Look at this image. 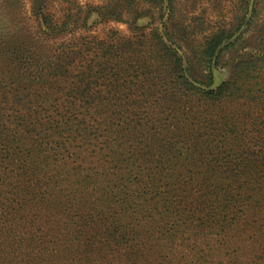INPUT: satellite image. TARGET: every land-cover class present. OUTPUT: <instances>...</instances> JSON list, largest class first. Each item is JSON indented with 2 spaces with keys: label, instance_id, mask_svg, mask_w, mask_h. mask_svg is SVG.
<instances>
[{
  "label": "rangeland",
  "instance_id": "obj_1",
  "mask_svg": "<svg viewBox=\"0 0 264 264\" xmlns=\"http://www.w3.org/2000/svg\"><path fill=\"white\" fill-rule=\"evenodd\" d=\"M38 1L0 0V77H25L32 68L18 61L48 53L53 57L66 45L74 48L83 40L89 43L88 58L97 46L92 41L101 40L116 49L107 58H122L124 63L130 59V68L142 59L152 71L165 73L160 52L148 46L149 41L158 44L155 33L181 58L186 79L198 89L212 85L214 71L228 81L240 60L253 58L258 68L250 77L237 80L243 91L240 99L205 103L194 95H180L171 107L153 108L151 114L157 113L161 127H152L149 133L143 128L114 148L123 162L116 158L115 170L110 165L104 169L99 188L80 192L83 197L94 193L100 200L97 209L106 217L101 232L120 227L114 241L100 244L103 252L96 249L101 255L94 259L96 264H264V0H247L238 29L223 40L226 44L213 65L210 62L209 85L204 84L206 67L198 54L203 36L218 27H231L243 13L241 0H162L159 4L154 0H41V12L56 24L52 31L35 13ZM173 31L186 36L181 47L169 39ZM137 34L147 40L141 39L146 46L135 54L130 39ZM10 88L0 85L1 91ZM104 91L99 93L103 100L108 96ZM93 97L87 100L86 118L96 104L97 96ZM94 127L88 130L85 146L96 141L105 149V133ZM97 154L104 155L105 161L114 158L107 150ZM86 156L92 163L98 161L99 168V159ZM221 173L239 176L238 183L230 185L231 194L237 184L245 192L219 228L211 198L200 194L219 184Z\"/></svg>",
  "mask_w": 264,
  "mask_h": 264
},
{
  "label": "trees",
  "instance_id": "obj_2",
  "mask_svg": "<svg viewBox=\"0 0 264 264\" xmlns=\"http://www.w3.org/2000/svg\"><path fill=\"white\" fill-rule=\"evenodd\" d=\"M42 1L36 2L35 13L52 31L56 24L41 12ZM241 1L243 13L231 27H218L203 36L198 54L206 67V85L212 81L209 67L216 49L238 29L244 17L247 0ZM61 24L64 26L66 20ZM113 35L117 33L113 31ZM146 37L137 34L135 40L130 39L135 54L142 45L146 46L141 41H146ZM168 37L178 47L186 42V36L174 31ZM154 39L156 47L151 41L148 46L160 52L165 73L152 71L142 59L130 68V59L124 63L122 58H107L116 49H110L101 40L92 41L97 46L88 58L89 43L83 40L74 48L66 45L53 57L48 53L45 57L18 61L32 68L25 77H0L1 86H11L10 91L0 90V264H96L94 259L101 258L96 249L103 252L100 244L114 241L120 227H107L101 232L99 228L106 217L97 209L100 200L94 193L83 197L80 192L92 186L99 188L104 169L110 165L115 170L116 158L123 162L122 154L114 148L119 149L122 142L130 140V135L143 128L149 133L152 127H161L157 113L151 114L155 105L159 110L165 104L171 107L169 104L180 95L187 94L205 103L240 99L243 91L237 80L258 71L255 59L240 60L228 81L216 89L201 90L186 79L176 52L167 48L156 33ZM231 47L233 43L224 47L218 57ZM101 89L108 94L105 100L99 95ZM93 96H97L96 108L89 109L92 113L87 119L85 106ZM103 102L107 104L100 105ZM136 118L142 121L130 122ZM93 124L95 131L105 133V143L109 145L105 149L96 141L85 146ZM103 150L112 154V161H105L104 155H94ZM87 154L100 160V170L95 165L98 161L92 163ZM226 174H219L220 183L200 194V198H211L219 228L225 226L226 218L245 192L237 184L231 194L230 185L238 183L239 176L231 178ZM75 185L77 188L73 189Z\"/></svg>",
  "mask_w": 264,
  "mask_h": 264
},
{
  "label": "water",
  "instance_id": "obj_3",
  "mask_svg": "<svg viewBox=\"0 0 264 264\" xmlns=\"http://www.w3.org/2000/svg\"><path fill=\"white\" fill-rule=\"evenodd\" d=\"M228 42V41H227ZM226 44V42H223L221 43L218 48L216 49L215 51V54L212 58V65H213V62H214V58L216 56V54L218 53V51ZM223 82V79L221 77L220 74L216 73L215 71L213 72V82L211 83L212 85H210L209 87H205L204 90H213V89H216L218 88Z\"/></svg>",
  "mask_w": 264,
  "mask_h": 264
}]
</instances>
